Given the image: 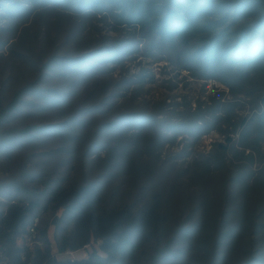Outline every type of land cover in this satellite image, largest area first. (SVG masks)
I'll return each instance as SVG.
<instances>
[{
	"label": "rangeland",
	"instance_id": "1",
	"mask_svg": "<svg viewBox=\"0 0 264 264\" xmlns=\"http://www.w3.org/2000/svg\"><path fill=\"white\" fill-rule=\"evenodd\" d=\"M0 1V119L31 85L67 97L55 109L28 95V104L1 122L0 212L13 200L40 199L37 224L49 227L53 255L61 258L54 224L62 211L45 210L47 197L58 187L92 184L103 211L160 200L165 235L132 264H264L263 234L247 229L254 210L257 231L264 230V197L247 206L253 195L247 183L254 185L248 175L260 178V162L247 167L250 151L240 147L241 124L264 112V82L230 88L202 78L140 28L111 18L83 21L64 8L45 12L28 0ZM24 9L34 10L29 16ZM124 45L118 64L68 71ZM59 60L71 69L55 66ZM33 126L32 135L11 136ZM229 139L244 161L230 155L219 165L214 155ZM259 146L263 155L264 141Z\"/></svg>",
	"mask_w": 264,
	"mask_h": 264
},
{
	"label": "trees",
	"instance_id": "2",
	"mask_svg": "<svg viewBox=\"0 0 264 264\" xmlns=\"http://www.w3.org/2000/svg\"><path fill=\"white\" fill-rule=\"evenodd\" d=\"M28 1L45 12L64 8L83 21L102 16L115 20L119 25L140 28L151 37L153 46L180 56L185 69L202 78L220 81L230 88H246L248 83L264 82V0ZM33 10L24 9V13L30 16ZM127 49L125 45L106 47L97 57L74 62L76 68L73 69L61 60L54 65L71 69L68 71L76 74L83 70L100 71L101 67H96V63L118 64ZM261 92L264 105V89ZM28 95L44 100L47 108L62 109L67 103L66 96L55 97L45 93L37 84L31 85L19 92L14 102L4 110L0 124L20 111L21 105L28 104L25 100ZM241 128L240 147L250 151L244 158L247 167H253L257 162L261 167L259 179L247 173L248 178L254 181L252 187L247 183V192H253L247 199V206H250L262 203L264 197V154L259 146L264 141V112L257 119L245 120ZM37 129L34 126L16 129L11 136L32 135ZM219 147L214 155L217 164H227L230 155L244 161L234 141ZM255 155L260 159L257 160ZM47 199L45 210L53 208L55 214L62 211L54 224L59 254L69 250L77 252L87 245H91L93 251L88 259L83 260L68 256L56 258L48 235L49 227L40 229L43 249L33 253L18 245L29 224L39 219L42 202L38 198L30 202L13 200L6 210L0 212V250L10 258L11 264H132L147 248L159 245L165 235L167 218L162 213L159 199L146 203L141 209L124 206L103 211L101 192L92 184L69 190L58 187ZM249 216L247 229L255 227L256 233L264 237V230L261 233L257 231L259 225L254 222V210Z\"/></svg>",
	"mask_w": 264,
	"mask_h": 264
},
{
	"label": "built area",
	"instance_id": "3",
	"mask_svg": "<svg viewBox=\"0 0 264 264\" xmlns=\"http://www.w3.org/2000/svg\"><path fill=\"white\" fill-rule=\"evenodd\" d=\"M38 220L39 219H35L34 223L29 224V226L27 227L26 234L18 240V245L26 247L33 253L37 249L44 248V242L41 240L40 229L37 224ZM88 250H91V245H87L82 250L77 251V252L69 250L65 252L62 256H68V257L75 259L76 255L79 252L81 251L87 252ZM0 264H11L10 258L5 253H3L1 250H0Z\"/></svg>",
	"mask_w": 264,
	"mask_h": 264
}]
</instances>
